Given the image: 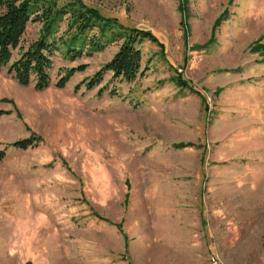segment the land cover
<instances>
[{
    "label": "rangeland",
    "instance_id": "obj_1",
    "mask_svg": "<svg viewBox=\"0 0 264 264\" xmlns=\"http://www.w3.org/2000/svg\"><path fill=\"white\" fill-rule=\"evenodd\" d=\"M80 1L163 49L92 90L120 42L43 91L0 74V264H264V0Z\"/></svg>",
    "mask_w": 264,
    "mask_h": 264
},
{
    "label": "trees",
    "instance_id": "obj_2",
    "mask_svg": "<svg viewBox=\"0 0 264 264\" xmlns=\"http://www.w3.org/2000/svg\"><path fill=\"white\" fill-rule=\"evenodd\" d=\"M59 1L0 0V74L4 73L20 86H32L36 91H43L52 84V58L55 53L72 61L83 55L101 52L113 42H120L111 59L92 77L81 82L86 90H92L102 83L106 73H110L114 80L134 81L141 73L139 45L143 41L156 43L161 51L163 49L157 38L147 30L123 26L117 18L104 17L97 9L81 4L80 0H68L61 5ZM65 16L66 29L58 35ZM33 23H40L42 28L38 37L25 45L23 36ZM93 30L97 33H92ZM250 52L264 56V44H254ZM84 69L85 65H80L67 68L62 74L58 72L54 87L63 88L75 72ZM172 81L206 103L202 93L180 75L173 77ZM32 140L39 141V137L16 141L11 146L26 149L34 145Z\"/></svg>",
    "mask_w": 264,
    "mask_h": 264
}]
</instances>
